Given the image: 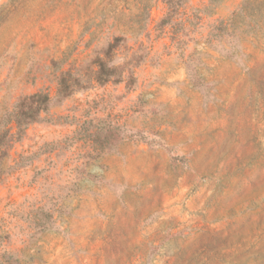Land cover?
<instances>
[{"label": "rangeland", "instance_id": "1", "mask_svg": "<svg viewBox=\"0 0 264 264\" xmlns=\"http://www.w3.org/2000/svg\"><path fill=\"white\" fill-rule=\"evenodd\" d=\"M5 127L0 264H264V0H0Z\"/></svg>", "mask_w": 264, "mask_h": 264}, {"label": "trees", "instance_id": "2", "mask_svg": "<svg viewBox=\"0 0 264 264\" xmlns=\"http://www.w3.org/2000/svg\"><path fill=\"white\" fill-rule=\"evenodd\" d=\"M170 0H168V3ZM166 22L162 20L161 23ZM118 39H115L117 42ZM115 43L111 44L109 48L114 46ZM97 69L94 71V81L100 85L112 82L119 83L122 81L121 74L118 72L117 67H108L103 60H96ZM132 81V76H128V82ZM78 81L73 78L68 72L63 73L58 80L57 94L65 97L71 93V87L77 85ZM49 101L47 94L35 93L30 96H24L18 98L12 112L8 115V122H13L15 127L19 129L26 124L31 123L36 118H38L40 112L45 111L46 104ZM9 128L0 131V159L4 155V147L8 142L10 136Z\"/></svg>", "mask_w": 264, "mask_h": 264}]
</instances>
